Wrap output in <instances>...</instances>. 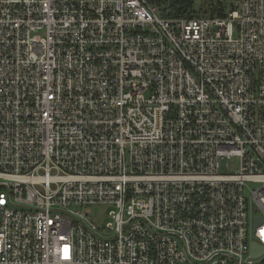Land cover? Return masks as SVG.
Segmentation results:
<instances>
[{
    "label": "built area",
    "instance_id": "obj_1",
    "mask_svg": "<svg viewBox=\"0 0 264 264\" xmlns=\"http://www.w3.org/2000/svg\"><path fill=\"white\" fill-rule=\"evenodd\" d=\"M253 243L264 0H0V264H264Z\"/></svg>",
    "mask_w": 264,
    "mask_h": 264
},
{
    "label": "rangeland",
    "instance_id": "obj_2",
    "mask_svg": "<svg viewBox=\"0 0 264 264\" xmlns=\"http://www.w3.org/2000/svg\"><path fill=\"white\" fill-rule=\"evenodd\" d=\"M202 3V2H201ZM201 3H198L197 2V5H200ZM196 6V4H195ZM256 185L254 184H248L247 186H245V189H244V194L245 196L249 197L250 196V192L254 189H256ZM93 211V214L91 215V218L93 219V221L95 223H97L98 225L100 224H105L107 222V220H105V217L103 215V213H107L108 210H106L104 207H100V208H95L92 210Z\"/></svg>",
    "mask_w": 264,
    "mask_h": 264
},
{
    "label": "water",
    "instance_id": "obj_3",
    "mask_svg": "<svg viewBox=\"0 0 264 264\" xmlns=\"http://www.w3.org/2000/svg\"><path fill=\"white\" fill-rule=\"evenodd\" d=\"M260 221H261V219H255L254 223L256 224V223H258ZM263 253H264V248H262L261 246H259L256 243L252 244V256L253 257H257V256H259V255H261Z\"/></svg>",
    "mask_w": 264,
    "mask_h": 264
},
{
    "label": "trees",
    "instance_id": "obj_4",
    "mask_svg": "<svg viewBox=\"0 0 264 264\" xmlns=\"http://www.w3.org/2000/svg\"><path fill=\"white\" fill-rule=\"evenodd\" d=\"M168 2L172 5L174 3L181 5V3L187 4V5H191L192 0H168Z\"/></svg>",
    "mask_w": 264,
    "mask_h": 264
}]
</instances>
